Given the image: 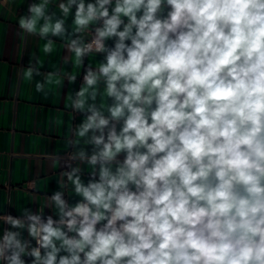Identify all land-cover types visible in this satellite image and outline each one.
<instances>
[{
	"label": "clouds",
	"instance_id": "9594fccd",
	"mask_svg": "<svg viewBox=\"0 0 264 264\" xmlns=\"http://www.w3.org/2000/svg\"><path fill=\"white\" fill-rule=\"evenodd\" d=\"M51 3L30 4L19 28L46 55L62 38L65 63L104 59L69 98L85 118L64 137L60 190L0 215L15 229L0 262L264 264V0H59L60 16ZM21 75H44L45 96L77 79L41 73L38 58Z\"/></svg>",
	"mask_w": 264,
	"mask_h": 264
},
{
	"label": "crops",
	"instance_id": "0c3cea01",
	"mask_svg": "<svg viewBox=\"0 0 264 264\" xmlns=\"http://www.w3.org/2000/svg\"><path fill=\"white\" fill-rule=\"evenodd\" d=\"M32 3L39 0H0V215L14 217H20L24 208L37 211L48 196L60 190L59 173L65 170L67 156L72 151L64 137L72 126L85 118L83 113L72 110L69 98L81 88L85 70L89 66L95 68L104 59L103 54L92 53L84 58L82 65H77L73 54L71 61L65 63L68 53L60 37H51L55 41L54 50L46 55L43 52L46 41L25 34L18 26L19 17L29 14L28 6ZM58 3L59 0H52L49 14L56 12L60 16ZM74 12L75 8L66 21L69 32ZM107 45L111 47L113 41H107ZM37 58L41 73L63 70L77 79L74 82L64 79L58 86L47 84V96L37 92L35 84L43 81L44 75L31 80L21 75V68H27ZM58 78L52 76L51 80ZM86 148L90 153L91 146ZM81 167L82 179L87 182L91 169L87 165ZM65 198L73 205L80 199L70 191ZM54 212V208H45L44 215L57 218ZM5 229L15 230L0 222V236ZM23 235L31 239L27 231ZM32 245L35 246L34 240ZM23 259L31 264L33 258L25 256Z\"/></svg>",
	"mask_w": 264,
	"mask_h": 264
}]
</instances>
